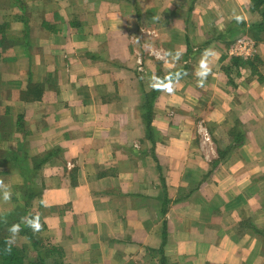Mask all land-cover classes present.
<instances>
[{
    "label": "crops",
    "instance_id": "1",
    "mask_svg": "<svg viewBox=\"0 0 264 264\" xmlns=\"http://www.w3.org/2000/svg\"><path fill=\"white\" fill-rule=\"evenodd\" d=\"M251 13L249 0H0L4 104L24 121L7 148L46 156L31 182L11 172L29 188L16 208L60 264H264V83L236 78L227 54ZM29 88L41 96L16 98Z\"/></svg>",
    "mask_w": 264,
    "mask_h": 264
},
{
    "label": "rangeland",
    "instance_id": "2",
    "mask_svg": "<svg viewBox=\"0 0 264 264\" xmlns=\"http://www.w3.org/2000/svg\"><path fill=\"white\" fill-rule=\"evenodd\" d=\"M223 11L227 14L229 13L225 10ZM260 20H261V17L258 13H251L250 15H247L248 26L243 25L242 27L241 25H239L237 26L238 27L237 28L236 25H234V29L232 27L229 28L228 29L229 38H234L233 40H235L236 38L241 37V36H246V37L249 36L251 39H254L256 43L259 42V40L256 38L255 35L257 36L258 35L261 36V35H260L258 28H256L255 25ZM2 33H3L2 28L0 27V34L2 35ZM2 45L3 44L0 42V219L6 218V219H9L10 221L11 219L17 218L20 214L23 213L22 207L16 208L18 205L17 202H19V200L17 201L15 197L17 198L21 196L19 194L20 190L18 189L20 185H18L19 181L14 179V175L11 174V172L12 173L14 171L20 172L23 176L28 177L31 182V178L35 176L37 170L39 169L35 167L37 166L39 161L44 159L46 156L44 157L41 156L39 158L29 157L30 155L25 149L20 150L18 148V150H14L11 147L10 149L7 148L8 141L10 142L15 141V143L17 142L16 140H14V136H11L12 130H24V121L23 119H20L22 118V116L19 117V115H13L10 112V106L8 104L7 105L4 104L8 100L11 103L13 91H11L7 80H3L1 65H3L4 63H7L10 57L5 55V58H4L3 50H2L3 47L1 48ZM228 47H227V50H228ZM257 47H258V53H257V56H255L254 58L252 57L248 59H243V58L237 59L238 61L236 62V65H237L236 68H237V71L239 72L236 74V78H238L237 75L241 76L243 74L244 75L248 74L249 78H255V76H257L256 79H258L260 83H264V61L260 57V44L257 43ZM227 54L229 57L235 59V57L230 56L228 51H227ZM231 63H232V59H231ZM233 63H234V60H233ZM248 69L250 70V73H242L240 75L241 71L248 70ZM34 89L29 88L26 91H21L20 96L17 95L16 98L19 97L21 99H24L28 96L29 93L33 91H37L35 94L38 95V90H40L42 94V91H43L42 89H38V88H36V90ZM157 91H158V87L156 84V86L152 90H150L149 94L146 96V100L150 97V94L151 96H155L157 94ZM203 122L205 121L199 120L197 122L198 138L202 140L203 143L211 142V144H213L214 140H213L212 134L215 131L214 125L210 124V127H209V125H206ZM241 124H242L241 121L238 119H235L232 121V129H233L232 135L234 136V141H235L233 146H238L242 144V141L245 138ZM23 172H26V173L23 174ZM12 182H13V185H12ZM1 191H4V193L5 192L9 193L8 196L10 199L9 200L5 199L4 193ZM26 191H29V188H26L23 186L22 191H21V194L23 197L22 196L20 197L21 204L24 202V199L27 197V193L29 194V192L26 193ZM177 200L178 199H174L173 201H177ZM26 210H27V207H26ZM27 211L29 212V209ZM252 227L255 228V226L251 225L250 229ZM40 228H41L40 224L37 225L35 228V232L38 238H41L39 236ZM8 230L15 237V240L17 239V244L21 248L22 253L31 259H35L36 252L33 250L31 243L24 236H20L16 232L13 226H9ZM42 241L43 243H45V245H48L45 242V240H42ZM45 248L47 249L48 247L45 246Z\"/></svg>",
    "mask_w": 264,
    "mask_h": 264
},
{
    "label": "trees",
    "instance_id": "3",
    "mask_svg": "<svg viewBox=\"0 0 264 264\" xmlns=\"http://www.w3.org/2000/svg\"><path fill=\"white\" fill-rule=\"evenodd\" d=\"M249 10L252 13H258L261 17V20L255 25L261 36H255L258 40L264 41V0H249ZM237 59H234V63L238 61ZM36 96L37 98L41 96L40 90H38V95ZM146 111L150 114L149 107L146 108ZM149 114L145 119L148 129H150L151 124ZM50 155L51 153L49 152L47 156ZM44 160L39 161L35 168H39ZM27 202L28 200H25V203ZM165 211L166 208L163 209V212ZM39 224L40 221L36 216L26 212L10 221L6 218L0 219V264H60V259L63 256L61 250L55 246L45 245L42 241L43 239L37 237L35 228ZM9 226H13L20 236H24L31 243L33 250L36 252L35 259H31L22 253L21 248L17 244V239L15 240V237L8 230ZM45 246L48 248L46 249Z\"/></svg>",
    "mask_w": 264,
    "mask_h": 264
},
{
    "label": "built area",
    "instance_id": "4",
    "mask_svg": "<svg viewBox=\"0 0 264 264\" xmlns=\"http://www.w3.org/2000/svg\"><path fill=\"white\" fill-rule=\"evenodd\" d=\"M258 47L254 39L241 36L233 40L228 47V53L235 58L248 59L257 54Z\"/></svg>",
    "mask_w": 264,
    "mask_h": 264
},
{
    "label": "clouds",
    "instance_id": "5",
    "mask_svg": "<svg viewBox=\"0 0 264 264\" xmlns=\"http://www.w3.org/2000/svg\"><path fill=\"white\" fill-rule=\"evenodd\" d=\"M8 195H9V193H7V192L4 193V197H5V199L8 198ZM37 230H38V229H37Z\"/></svg>",
    "mask_w": 264,
    "mask_h": 264
}]
</instances>
